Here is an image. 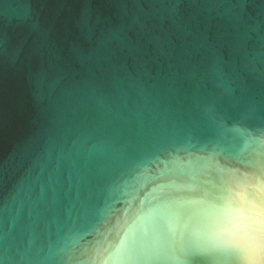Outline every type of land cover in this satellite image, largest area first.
<instances>
[{
    "label": "water",
    "instance_id": "water-1",
    "mask_svg": "<svg viewBox=\"0 0 264 264\" xmlns=\"http://www.w3.org/2000/svg\"><path fill=\"white\" fill-rule=\"evenodd\" d=\"M258 212L264 0H0V264H238Z\"/></svg>",
    "mask_w": 264,
    "mask_h": 264
},
{
    "label": "clouds",
    "instance_id": "clouds-1",
    "mask_svg": "<svg viewBox=\"0 0 264 264\" xmlns=\"http://www.w3.org/2000/svg\"><path fill=\"white\" fill-rule=\"evenodd\" d=\"M251 231L241 236L238 241V250L240 259L238 264H264V213L258 212L250 219ZM91 248V246H89ZM97 249H91L85 264H106L103 259L107 255L103 246H97ZM95 258H92V257Z\"/></svg>",
    "mask_w": 264,
    "mask_h": 264
}]
</instances>
